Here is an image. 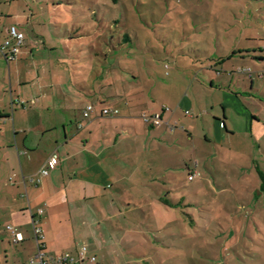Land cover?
I'll return each mask as SVG.
<instances>
[{"label": "rangeland", "instance_id": "374dc122", "mask_svg": "<svg viewBox=\"0 0 264 264\" xmlns=\"http://www.w3.org/2000/svg\"><path fill=\"white\" fill-rule=\"evenodd\" d=\"M9 11L26 19L22 30L14 25L25 39L51 47L50 55L79 89L82 80L78 83L76 75H87L92 92L116 82L120 87L114 91L124 87L151 99L169 88V102L181 96L182 87L187 94L198 73L205 76L192 61L204 66L231 61L234 66L236 61H257L253 53L264 48V0H0V12ZM236 68L234 77H241ZM100 70L107 72L105 78ZM256 81L253 96L264 108V80ZM193 85L192 95L198 82ZM163 106L170 109L169 103ZM204 119L200 123L211 124L210 117ZM242 128L236 139L243 145L233 151L225 140L226 147H216L213 157L188 154L180 171H174L180 191L154 201L165 207L160 211L133 203L134 195L127 194L123 200L130 205L122 207V215L115 210L117 217L108 221L93 206L96 220L82 208L73 207L72 217L60 211L59 217L64 216L51 237L53 247L45 250L48 258L86 247L96 261L83 264H264V139L243 135ZM230 167L243 175L232 176ZM188 170L203 176L192 182ZM219 182L238 193L227 189L217 194ZM200 185L206 189L198 193ZM183 197L186 207H177Z\"/></svg>", "mask_w": 264, "mask_h": 264}, {"label": "crops", "instance_id": "0c3cea01", "mask_svg": "<svg viewBox=\"0 0 264 264\" xmlns=\"http://www.w3.org/2000/svg\"><path fill=\"white\" fill-rule=\"evenodd\" d=\"M20 17L10 11L6 15L0 12V264L1 258L5 264H25L35 257L38 247L32 220L38 218L39 210L44 211L38 226L47 251L53 247L51 237L58 231L59 220L64 214L72 217L73 207L82 208L85 216L96 220L97 212L91 213L93 206L101 211L103 221H108L117 217L115 210L122 215V207L130 205L123 200L127 194L129 198L134 195L133 203L160 211L165 207L154 201L163 193L180 191L174 171H180L188 154L200 159L206 153L213 157L218 155L216 147L224 148L225 140L233 151V147L243 145L236 139L242 127L243 135L264 139V108L253 96L256 78L264 80V60L251 64L236 61L234 66L228 64L231 61L205 66L192 61L205 76L200 78L198 73L194 77L190 89L195 82L198 86L193 95L190 89L185 94L182 87L181 96L169 102V88L151 99L144 92L124 87L114 91V86L120 87L116 82L92 92L87 85L89 77L77 74L82 86H75L76 79L59 68L60 62L50 55L52 49L45 43L37 42L36 46L25 39L16 59L3 56L1 47L9 39L10 28L17 24L22 30L26 26V19ZM257 57L264 58L253 53V59ZM253 62L257 75L234 77L235 67L253 71ZM105 73L100 70L104 78ZM166 103L169 110L163 106ZM89 104L96 110L85 118L84 109ZM105 108L119 113L102 116ZM145 116H160L164 123L147 124ZM206 117L211 118L207 126L200 123ZM54 155L58 157L56 168L38 184L39 171ZM229 172L236 178L243 175L232 167ZM188 173L189 177L195 175L192 182L203 176ZM217 186L222 188L217 194L227 193V189L232 190L230 193L239 191L222 187L220 182ZM198 187V193L206 189ZM159 200L169 207V202ZM184 200L178 199L176 206L186 207ZM107 210L113 211L107 216ZM60 211L66 213L59 217ZM8 226L22 235V242H14ZM98 230L106 245L101 228Z\"/></svg>", "mask_w": 264, "mask_h": 264}, {"label": "built area", "instance_id": "2783aa9c", "mask_svg": "<svg viewBox=\"0 0 264 264\" xmlns=\"http://www.w3.org/2000/svg\"><path fill=\"white\" fill-rule=\"evenodd\" d=\"M24 40H25L24 34L20 32L16 27H11L9 31V39L6 40L1 47V52L3 56L7 60L16 59L24 44ZM246 72L251 73V70H247ZM246 72L244 71V73ZM95 110L96 107L93 106L92 104L87 105L84 109V117L90 118L95 113ZM118 113L119 111L117 110L107 109V108L101 111L102 116L117 115ZM144 121L147 124H153L155 126H160L162 124V121L158 116L153 118L145 116ZM57 164H58V157L57 155H54L49 159L47 165L39 171L37 182L40 183L42 178L49 176L50 170L56 168ZM193 178L194 177L190 178V180H192ZM43 212H44L43 210H39L37 212L38 218L43 215ZM38 218L35 217L32 220L38 252L35 255V257L26 261L25 264H83L87 260H89V262L96 261L95 257H91V258L88 257L89 252L86 247L80 248L76 255L66 253L58 257L48 258L47 254L45 253V246L42 243L44 237H43L42 229L38 226L39 224ZM7 230L11 233L15 243H20L23 241L22 235L19 234L14 227L8 226Z\"/></svg>", "mask_w": 264, "mask_h": 264}, {"label": "trees", "instance_id": "16d2710c", "mask_svg": "<svg viewBox=\"0 0 264 264\" xmlns=\"http://www.w3.org/2000/svg\"><path fill=\"white\" fill-rule=\"evenodd\" d=\"M114 3H117V1L118 0H112ZM12 27H16V26H12ZM18 29V28H17ZM19 30V29H18ZM21 32V31H20ZM25 37V36H24ZM8 40V39H7ZM25 41V40H24ZM24 45V44H23ZM23 47V46H22ZM22 49V48H21ZM259 51H260V53H257L258 54V56H262L263 55V53L262 52H264V48H262V47H260V49H259ZM233 54H235V53H233ZM264 56V55H263ZM254 60H260V61H263L264 60V58H259V57H257V58H254ZM247 70H251V69H238L237 71H238V73H240V74H246V75H249V76H253V71L251 70V73H247L246 71ZM244 71L246 72V73H244ZM154 117H156V116H154ZM159 118H160V120L162 121V119H161V117L160 116H158ZM171 130L173 129V127H171L170 128ZM195 175L194 174H190V177H189V180H190V178H192V177H194ZM195 178V177H194ZM194 178L192 179V180H190V181H193L194 180ZM38 183V182H37ZM39 184V183H38ZM79 251V250H78ZM78 251H77V253H78ZM76 253V254H77ZM76 254H72V255H76ZM88 257H89V255H88ZM90 258V257H89ZM87 261H89V260H87ZM86 261V262H87Z\"/></svg>", "mask_w": 264, "mask_h": 264}]
</instances>
